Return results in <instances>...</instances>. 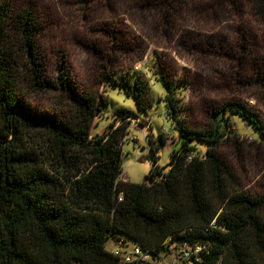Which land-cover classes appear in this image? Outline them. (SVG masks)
<instances>
[{
	"label": "trees",
	"instance_id": "obj_1",
	"mask_svg": "<svg viewBox=\"0 0 264 264\" xmlns=\"http://www.w3.org/2000/svg\"><path fill=\"white\" fill-rule=\"evenodd\" d=\"M69 1L86 18L101 8L104 22L123 8L130 15L125 26L135 20L132 13L152 11L159 18L154 30L168 41H183L193 19L235 17L245 6L264 21V0ZM48 20L43 0H0V264H120L106 244L122 238L156 252L168 239L205 245L200 264H264V197L239 188L222 153L226 146L239 151L228 108L212 110L210 126L186 127L177 120L176 79L157 63L167 89L165 117L178 122L180 141L168 173L157 164L168 141L162 133L151 149L159 179L120 181L129 132L123 123L143 118L120 109L104 135L92 136L108 97L80 91L64 57L57 78L49 74L41 47ZM111 25L103 30L109 37L117 34ZM143 78L121 76L119 84L104 75L102 84L125 89L146 112L152 103ZM257 81L264 93L263 77ZM177 83L186 90L182 80ZM230 113L259 130L256 144L264 146L258 114L244 105ZM194 142L208 145L205 155L196 153Z\"/></svg>",
	"mask_w": 264,
	"mask_h": 264
},
{
	"label": "rangeland",
	"instance_id": "obj_2",
	"mask_svg": "<svg viewBox=\"0 0 264 264\" xmlns=\"http://www.w3.org/2000/svg\"><path fill=\"white\" fill-rule=\"evenodd\" d=\"M43 4L49 20L41 47L49 74L57 78L64 57L69 79L80 91L92 90L108 97L107 106L93 123L92 136L104 135L120 109L143 118L130 117L123 123L129 132L121 147V180L139 184L159 179V175H153L151 149L156 147L160 134L164 133L168 139L169 150L178 147V122L165 118L167 89L156 65L161 62L176 79L174 88L181 107L177 120L181 119L186 127L210 126L212 110L228 108L227 115L233 121L230 130L238 134L240 143L239 151L224 147V159L243 192L264 197V146L256 144L260 132L230 113L238 105H244L264 120V93L257 81L259 76L264 79V21L255 17L248 6L235 17L218 13L203 21L193 19L183 34V41H190L187 46L177 38L168 41L158 34L154 29L159 18L152 11L132 13L135 20H128L125 26L122 22L130 16L129 11L119 9V16L106 21L117 33L109 37L103 33L106 22L101 8L87 17L94 20L88 22L72 1L43 0ZM194 23L200 27H192ZM133 73L147 80L152 104L146 112L138 109L125 89L102 84L104 75H112L120 84L121 76L126 78ZM179 80L186 90L177 83ZM194 145L200 156L209 148L201 142ZM168 149H161L158 154L157 164L163 174L169 172L171 151ZM116 243L110 240L106 248L113 250Z\"/></svg>",
	"mask_w": 264,
	"mask_h": 264
},
{
	"label": "built area",
	"instance_id": "obj_3",
	"mask_svg": "<svg viewBox=\"0 0 264 264\" xmlns=\"http://www.w3.org/2000/svg\"><path fill=\"white\" fill-rule=\"evenodd\" d=\"M119 180L123 181L121 176ZM169 242L170 239L162 245L164 250L156 252L155 249L146 250L140 243L122 238L116 243V248L106 249L120 264H200L203 260L202 254L207 249L201 244Z\"/></svg>",
	"mask_w": 264,
	"mask_h": 264
},
{
	"label": "crops",
	"instance_id": "obj_4",
	"mask_svg": "<svg viewBox=\"0 0 264 264\" xmlns=\"http://www.w3.org/2000/svg\"><path fill=\"white\" fill-rule=\"evenodd\" d=\"M169 147H168V145H167V142H166V144H165V146H163L162 147V149H168ZM172 149V148H171ZM169 150V149H168ZM169 151H171V150H169Z\"/></svg>",
	"mask_w": 264,
	"mask_h": 264
},
{
	"label": "water",
	"instance_id": "obj_5",
	"mask_svg": "<svg viewBox=\"0 0 264 264\" xmlns=\"http://www.w3.org/2000/svg\"><path fill=\"white\" fill-rule=\"evenodd\" d=\"M147 161H148V162H150V161H151V158H150V157H149V158H147Z\"/></svg>",
	"mask_w": 264,
	"mask_h": 264
}]
</instances>
